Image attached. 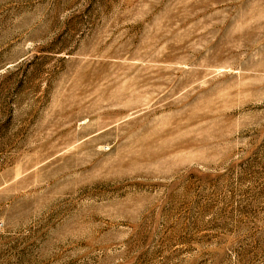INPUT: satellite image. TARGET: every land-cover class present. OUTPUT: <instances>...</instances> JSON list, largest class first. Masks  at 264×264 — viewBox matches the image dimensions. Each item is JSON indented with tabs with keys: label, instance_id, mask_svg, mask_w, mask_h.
Masks as SVG:
<instances>
[{
	"label": "rangeland",
	"instance_id": "obj_1",
	"mask_svg": "<svg viewBox=\"0 0 264 264\" xmlns=\"http://www.w3.org/2000/svg\"><path fill=\"white\" fill-rule=\"evenodd\" d=\"M0 264H264V0H0Z\"/></svg>",
	"mask_w": 264,
	"mask_h": 264
}]
</instances>
